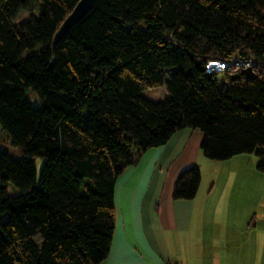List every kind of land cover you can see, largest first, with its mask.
<instances>
[{
	"label": "trees",
	"instance_id": "trees-1",
	"mask_svg": "<svg viewBox=\"0 0 264 264\" xmlns=\"http://www.w3.org/2000/svg\"><path fill=\"white\" fill-rule=\"evenodd\" d=\"M78 1L0 0V128L18 150L0 152V264L102 263L118 178L180 130L202 131L208 159L254 154L264 173V0H98L53 51ZM235 57L253 64L206 71ZM156 87L165 101L142 95ZM200 182L183 171L173 199Z\"/></svg>",
	"mask_w": 264,
	"mask_h": 264
},
{
	"label": "crops",
	"instance_id": "crops-1",
	"mask_svg": "<svg viewBox=\"0 0 264 264\" xmlns=\"http://www.w3.org/2000/svg\"><path fill=\"white\" fill-rule=\"evenodd\" d=\"M198 129L148 149L118 178L116 228L100 264H264V173L257 158L208 159ZM197 166L190 200L172 197L180 173Z\"/></svg>",
	"mask_w": 264,
	"mask_h": 264
},
{
	"label": "rangeland",
	"instance_id": "rangeland-1",
	"mask_svg": "<svg viewBox=\"0 0 264 264\" xmlns=\"http://www.w3.org/2000/svg\"><path fill=\"white\" fill-rule=\"evenodd\" d=\"M39 13H40L39 8L37 6H34V8L32 9V14L35 17H38ZM30 16H31V11L20 12L16 21L30 19L31 18ZM220 87H223V81H220ZM31 95L34 96L35 94L32 93ZM142 95L145 98L153 102H162V101H165L167 97V91L165 87H156V88H150V89L145 90L142 93ZM33 96L31 98L33 107L40 108V103L36 101ZM0 152L9 153L13 155L15 158L18 157L17 147L13 145L12 140L9 138V136L5 132L1 130V128H0ZM36 165H37L38 171H40L42 162L38 160ZM9 189H10V194L12 195L17 194V191L11 185H9ZM7 219H8V214L7 213L2 214L1 221L5 222Z\"/></svg>",
	"mask_w": 264,
	"mask_h": 264
},
{
	"label": "water",
	"instance_id": "water-1",
	"mask_svg": "<svg viewBox=\"0 0 264 264\" xmlns=\"http://www.w3.org/2000/svg\"><path fill=\"white\" fill-rule=\"evenodd\" d=\"M98 0H79L72 11L66 16L63 22L56 30L53 40L52 49L64 40V38L83 20L95 7Z\"/></svg>",
	"mask_w": 264,
	"mask_h": 264
},
{
	"label": "built area",
	"instance_id": "built-area-1",
	"mask_svg": "<svg viewBox=\"0 0 264 264\" xmlns=\"http://www.w3.org/2000/svg\"><path fill=\"white\" fill-rule=\"evenodd\" d=\"M252 64L253 61L250 59H240L238 57H235L231 61H209L206 64V71L207 72L222 71L232 65L242 68H249L252 66ZM164 264H179V263L168 262Z\"/></svg>",
	"mask_w": 264,
	"mask_h": 264
}]
</instances>
